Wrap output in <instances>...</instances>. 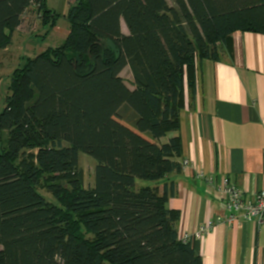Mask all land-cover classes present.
<instances>
[{
  "label": "trees",
  "instance_id": "16d2710c",
  "mask_svg": "<svg viewBox=\"0 0 264 264\" xmlns=\"http://www.w3.org/2000/svg\"><path fill=\"white\" fill-rule=\"evenodd\" d=\"M27 15L46 36L56 27L47 0H0V50ZM67 19L65 42L10 76L0 264H204L167 207L175 184L161 193L136 182L182 172L181 113L198 63L219 61L234 32L264 35V0H70ZM80 153L96 161L91 188Z\"/></svg>",
  "mask_w": 264,
  "mask_h": 264
},
{
  "label": "crops",
  "instance_id": "0c3cea01",
  "mask_svg": "<svg viewBox=\"0 0 264 264\" xmlns=\"http://www.w3.org/2000/svg\"><path fill=\"white\" fill-rule=\"evenodd\" d=\"M179 133L178 160L190 165L153 184L161 193L166 183L176 186L167 207L180 213L179 238H192L204 264H264V221L229 225L216 187L226 177L248 200L264 190V35L234 32L219 61L198 63L196 95L186 99ZM199 171L215 184L197 178ZM210 222L214 227L196 237Z\"/></svg>",
  "mask_w": 264,
  "mask_h": 264
},
{
  "label": "rangeland",
  "instance_id": "374dc122",
  "mask_svg": "<svg viewBox=\"0 0 264 264\" xmlns=\"http://www.w3.org/2000/svg\"><path fill=\"white\" fill-rule=\"evenodd\" d=\"M47 5L52 7L58 15L56 27L48 33L42 29L39 16H26L19 29L14 33L12 43L5 50H0V113L5 108V99L8 95V86L12 72L23 63V59L32 58L46 51L49 48H55L66 40V33L69 31L68 12L70 7L69 0H47ZM123 29L126 31L125 25ZM122 78L130 89H133V77L130 68L127 67L122 73ZM6 137L0 130V153L5 146ZM80 167L84 175V184L86 187L94 186L96 161L84 154L79 155ZM137 188L144 185H153V182L137 180ZM42 193L51 201L52 197L42 191Z\"/></svg>",
  "mask_w": 264,
  "mask_h": 264
},
{
  "label": "built area",
  "instance_id": "2783aa9c",
  "mask_svg": "<svg viewBox=\"0 0 264 264\" xmlns=\"http://www.w3.org/2000/svg\"><path fill=\"white\" fill-rule=\"evenodd\" d=\"M190 165L188 160L183 161V167H188ZM197 178H205L211 184H215V179L213 177H205L203 172L197 173ZM218 191L226 200L227 209L229 215L226 221L229 225L236 221H250L257 219L259 221H264V190L253 195V199H246V194L243 190L239 189L226 177L222 178L219 184H216ZM214 227V223L210 222L205 227L201 228L196 234V237H201L206 234L209 230ZM192 238L186 236L184 242L191 241Z\"/></svg>",
  "mask_w": 264,
  "mask_h": 264
}]
</instances>
